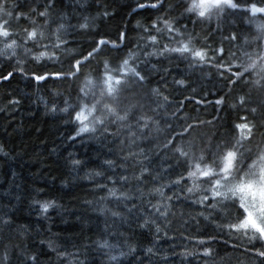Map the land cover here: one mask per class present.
Wrapping results in <instances>:
<instances>
[{"label": "snow or ice", "instance_id": "6c2138e0", "mask_svg": "<svg viewBox=\"0 0 264 264\" xmlns=\"http://www.w3.org/2000/svg\"><path fill=\"white\" fill-rule=\"evenodd\" d=\"M135 7L152 9L158 14L148 20L136 21L135 29L132 30L136 33L134 42L130 40L129 30L125 25L117 29L115 39L101 35L99 39H92L88 50L76 51L68 49L67 41L63 39L70 25L67 23V14L57 9L56 0H43L42 3L40 0H32V6L26 10L24 5L14 0H0V58L15 61L13 70L6 75L0 74V80H7L15 72H19L38 82L45 81L50 76L77 81L76 102L72 104L66 100L65 107L59 109L67 113L75 124L74 136L95 135L99 132L101 135L120 138L123 132L120 143L126 142L129 147L124 160H134L132 173L118 177L120 182L129 185V190L118 193L113 187L108 189V196L118 195L129 214L138 211L137 203L132 202L134 199L141 200L146 194L159 197L151 207L163 224L153 218V214H147L142 219L136 218L137 227L149 230L154 228L152 234L156 241L161 239V233L168 237V229L173 222L169 217L177 216L173 201L178 202L180 196H184L191 199L194 205L200 206L201 210L195 216L189 212L185 219L181 208L179 216L182 225L189 220H196L199 225L200 220L196 217H201L218 231L215 234L204 232L195 235H186L181 231L179 234L186 241L196 242L194 251L185 248L182 255L202 254L205 264H232V257L219 256L211 246L218 239L227 236L226 243L231 242L233 252L264 264V20L257 19L258 14L264 16V0H185V4L177 6L170 3L164 13H160V9L164 7L163 0H136ZM175 7L183 9L181 15L187 14L189 19L194 18V24L210 22L215 18L218 29L225 25L234 10L243 9L244 19L255 24L256 35L251 39L243 37V42L237 48L240 54L237 55L231 49H225L224 40L229 44L237 42L240 40L239 33L229 32L218 44H210L211 33L202 35L195 28L188 31L186 25L179 26L177 18L171 15ZM98 15L109 16V13L105 11ZM94 20V17H84V22L78 27L88 29L94 26ZM21 21L25 23L21 24ZM252 44H256V47L252 51H246ZM58 52L71 53L66 70L61 67V70L55 72L41 73L32 69L26 71V61L29 60L37 65L53 60L60 62ZM172 55L177 60L187 61L189 68L197 65L215 67L224 79V87L228 89L226 95H217L215 105L220 106L221 111L226 106L228 110L237 113L244 111L247 114L237 115L230 128L219 131L223 126L217 125L218 116L203 120L198 116L185 114L180 118L177 114L182 110L181 105L170 113L173 118L182 119L176 126L179 131L169 123L161 126L160 120L145 111L146 103L150 105L151 98H156L155 108L149 107L155 114L156 109L163 108L170 98L158 86L146 89L145 85L149 84L154 72L167 73L168 69L151 63L149 58H169ZM141 57L145 59L142 60ZM94 60L96 67L86 68ZM233 65H236L235 71ZM225 69L229 73L226 78ZM174 83L185 86L187 81L184 78L174 79ZM164 87L167 88V85ZM254 91L257 93L255 97ZM8 103L14 106L19 100L13 98ZM201 103L207 102L202 100ZM50 110L56 111L57 108L52 105ZM113 127L115 131L112 130ZM209 127L216 131L211 134L199 131ZM145 130L165 133L163 142L153 146L167 154L159 170L150 168L145 163L149 161V156L145 154L144 148L132 150L136 148V141L143 137ZM0 151H3L2 146ZM104 163L109 168L114 166L113 160H106ZM73 164L79 165L80 161H73ZM120 167L128 166L122 164ZM164 172H167L168 179H163ZM95 175L100 176L102 173L95 172ZM108 179L113 180V177L109 176ZM169 185L173 189L179 188V194L175 191L171 195L166 194L164 188ZM34 203L39 204L43 213L55 206V201ZM98 211L126 221L132 219L131 215L125 217L121 211L106 207H101ZM2 222L9 223L6 219ZM97 243L100 248L112 247L106 240ZM127 246L130 254L137 251L136 246ZM48 247L56 252L57 257L69 255L57 251L53 241L48 242ZM144 251L149 255H159L152 246L146 247ZM124 255V252L119 253V256ZM22 256L20 264H40L36 253L24 252ZM109 259L116 261L117 256L110 255ZM236 261L237 264H246L239 257H236ZM0 264H10L7 249L0 255Z\"/></svg>", "mask_w": 264, "mask_h": 264}, {"label": "trees", "instance_id": "16d2710c", "mask_svg": "<svg viewBox=\"0 0 264 264\" xmlns=\"http://www.w3.org/2000/svg\"><path fill=\"white\" fill-rule=\"evenodd\" d=\"M170 1L172 0H163L164 7L160 9V13L167 10ZM177 1L179 5L185 4V0ZM14 2L20 5L27 4L26 0H14ZM27 2L32 4V0ZM69 2L73 4L71 0ZM135 4L136 0H106L101 11L97 12L90 0H83L78 9L79 13L72 15L66 3L64 7L68 10L65 13L70 27L63 39L67 41V48L86 51L93 38L99 39L103 35L109 39H115L117 29L125 25L129 30L130 40L134 42L136 33L132 30L135 29V20H142V16L158 14L152 9H138ZM105 11L109 13V16L96 15ZM178 11L183 9L179 7ZM94 13L99 17L92 16ZM174 13L176 14V11L173 10L171 15L174 16ZM182 16L175 15L180 24L190 25L188 27L190 31L195 28V31L202 35L211 33L210 44L213 42L218 44L228 36L229 32L239 33L240 40L237 42L229 44L227 40H224L225 49H231L237 55L240 54L237 48L243 42V37L248 36L251 39L256 35L255 24H250L244 19L243 9L234 10V14L228 16L225 25L219 29L215 18L210 22L194 24V18L189 19L187 14ZM84 17H94V26L88 29L79 28L78 25L84 22ZM257 19L264 20V16L258 14ZM218 36L220 40L215 41ZM255 47L256 44H252L245 50L252 51ZM57 55L61 57L60 62L55 60L43 62L50 67H43L41 64L32 65L30 61H26V71L32 69L41 73L55 72L61 70V67L66 70L69 67V55L60 52ZM226 58L225 56L224 59ZM141 59L145 58L141 57ZM149 59L160 68L168 69L167 73L154 72L150 76L149 84L145 85L146 89L158 86L170 98L163 108L156 109L155 114L149 110V107L155 108L156 98H151L150 105L146 103L145 111L160 120L161 126L169 123L176 127L182 122V119L173 118L170 115L181 105L182 110L177 114L180 118L185 114L197 115L203 120H211L213 116H218L216 123L218 126H223L219 128V131L230 128L232 121L237 119V115L247 114L244 111L237 113L234 110H228L226 106L225 110L221 111L220 106L215 105L217 95H226L228 89L224 87V79L212 65H197L189 68L187 61L177 60L175 55L169 58L152 56ZM14 64V60L0 58V74L6 75L7 72L12 71ZM29 65L32 68H29ZM208 66L213 68L212 72L201 73ZM88 67L95 68L96 61H92L91 65L86 66ZM233 70H236V65H233ZM224 74L225 78L229 75L226 69ZM210 76L216 77V82ZM181 78L187 81L185 86L174 83V79ZM165 85L167 88L164 87ZM24 88L28 90L23 91ZM192 89L196 91L193 92ZM77 92V81L71 78L59 79L55 76L38 82L30 76L15 72L8 80H2V84L0 83V146L3 140L9 149L0 153V255L7 249L10 264H20L24 252L38 254L40 264H70V262L71 264H77V262L79 264H140L141 261L143 264H205L202 254L182 255L185 248L194 251L196 242L186 241L179 234L181 231L186 235L204 232L215 234L218 231L201 217H196L200 220L199 225L196 220H189L187 224L182 225L179 216L181 208L184 210L185 219L189 212L195 216L196 212L201 210L200 206L194 205L191 199L180 196L178 202L173 201L177 216L169 217L173 221L168 229L169 235L164 237L161 233V239L156 241L152 234L154 228L149 230V228L137 227L136 218L142 219L144 215L153 214V218H157L158 222L163 224L151 207V204L155 203L159 197L146 194L141 200L134 199L132 202L137 203L138 211L129 214L118 195L108 196V189L113 187L118 193L129 190V185L120 182L118 177L132 173L134 160H124L129 147L126 142L120 143V138L124 136L123 132L120 138L101 135L99 132L95 135L74 136L75 124L69 119L67 113L59 109L65 107L66 100L74 104ZM256 95L254 91L253 96ZM13 98L20 103L14 106L9 105L8 102ZM202 100L207 103H201ZM52 105L56 106V111L50 110ZM53 116H55L54 119ZM61 117L64 120H61ZM61 121H66L67 124L61 130L62 135L57 131L59 124L64 123ZM112 130L115 131V127ZM176 130L179 131V128L176 127ZM199 131L211 134L216 130L209 127ZM137 135L140 136V133ZM164 135L165 133L158 134L155 131L145 130L143 137L137 139L136 148L132 149L144 148L145 154L149 156V161L145 163L156 170H159L167 154L153 146L162 143ZM69 136L74 138L69 139ZM106 160H113L114 166L109 168L104 163ZM73 161H80V164L74 165ZM122 164L128 167H120ZM95 172H101L102 175L96 176ZM109 176L113 177V180H109ZM162 177L168 179L167 172L162 173ZM38 180H44L45 184L40 185ZM164 191L171 195L173 191L179 194L180 189H173L169 185L164 188ZM102 197L107 199H101ZM34 201H55V206L50 207L46 213L33 214L35 209H40L39 204ZM89 201L91 203H88ZM101 207L121 211L125 217L131 215L132 219L126 221L121 217H112L110 213H101L98 211ZM5 219L9 223H3ZM105 240L112 246L110 249L98 246V241ZM49 241L54 242L57 251L69 255L57 257L56 252L48 247ZM226 241L228 237L224 236L211 244L219 256L232 257V264H237L236 257L245 261L246 264H260L258 260L233 252L231 242L226 243ZM128 244L137 247L134 254L129 253ZM149 246L154 247L159 255L147 254L144 249ZM120 252H124L125 255L119 256ZM110 255H116L117 260L111 261Z\"/></svg>", "mask_w": 264, "mask_h": 264}, {"label": "bare ground", "instance_id": "6f19581e", "mask_svg": "<svg viewBox=\"0 0 264 264\" xmlns=\"http://www.w3.org/2000/svg\"><path fill=\"white\" fill-rule=\"evenodd\" d=\"M72 1V5L70 4L71 2H69V0H58V3H56V7H57V9H59V10H63L64 12H66V11H68V10H70L71 11V13H72V15H77L79 12H78V9H80V3H81V1H83V0H71ZM106 0H90V3H91V5H93V7L95 8V10H97V12H100L101 11V9L103 8V3L105 2ZM40 2L42 3L43 2V0H40ZM66 3H67V9L68 10H66L65 9V7H66ZM170 3L171 4H173L174 6H177V5H179V3H178V1L177 0H172V1H170ZM170 3H168V5L170 4ZM25 6V9L27 8V7H30V6H32V4L31 3H29V2H27V4H25L24 5ZM65 6V7H64ZM178 9H179V7H175L174 8V11H176V14L174 13V16L176 15L177 17L179 16V17H183L182 15H181V13H182V11H178ZM96 15H98V14H96ZM95 15V13L92 15V16H94L95 18H97V17H99V16H96ZM151 17H154L152 14L151 15H149L148 17H146V16H142V20H148L149 18H151ZM135 21H137V19L135 20ZM185 22V21H184ZM186 23V22H185ZM180 24V23H179ZM184 25H186L187 26V30L188 31H190V29H188V27H190V25L188 24V23H186V24H184V23H181L180 24V26H184ZM53 27H54V25H53ZM224 29V28H223ZM229 35V34H228ZM220 40V37L218 36V37H216V40L215 41H219ZM76 50V49H75ZM77 51V50H76ZM71 53H67V55H70ZM30 61V60H29ZM30 64H32V65H37V64H33L31 61H30ZM43 67H45V66H48V67H50V65H45L43 62H41L40 63ZM39 64V65H40ZM29 68H32L31 67V65H29L28 66ZM212 70H213V68L211 67V66H208V67H206L205 69H203L202 71H201V73H203V74H205V73H207V72H212ZM211 77V76H210ZM9 79V78H8ZM7 79V80H8ZM211 79L212 80H214V82H216V80H217V78L216 77H211ZM3 81H6V80H3ZM0 83L2 84V80H0ZM23 91L24 90H28V89H22ZM19 103H20V101H19ZM194 116H197V115H194ZM54 117L55 116H53V119H54ZM61 120H64L63 119V117H61L60 118ZM61 122H64V123H61V124H59V126H58V132H61V130H63L66 126H67V124L65 123L66 121H61ZM59 134V133H58ZM61 135H62V132H61ZM60 136V135H59ZM1 146H2V149H3V151H8L9 149H8V147H7V144H6V142H4L3 140H2V142H1ZM2 151V152H3ZM1 151H0V153H2ZM38 183L40 184V185H43V184H45V181L44 180H38ZM42 211H41V209H35L34 211H33V214H40Z\"/></svg>", "mask_w": 264, "mask_h": 264}]
</instances>
